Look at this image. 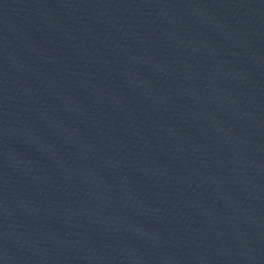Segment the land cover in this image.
Instances as JSON below:
<instances>
[{
	"label": "water",
	"instance_id": "1",
	"mask_svg": "<svg viewBox=\"0 0 264 264\" xmlns=\"http://www.w3.org/2000/svg\"><path fill=\"white\" fill-rule=\"evenodd\" d=\"M0 264H264V0H0Z\"/></svg>",
	"mask_w": 264,
	"mask_h": 264
}]
</instances>
